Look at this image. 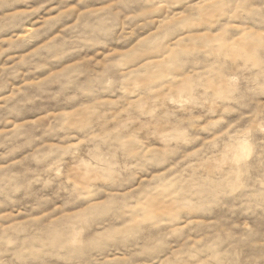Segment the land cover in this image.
<instances>
[{
    "label": "rangeland",
    "instance_id": "1",
    "mask_svg": "<svg viewBox=\"0 0 264 264\" xmlns=\"http://www.w3.org/2000/svg\"><path fill=\"white\" fill-rule=\"evenodd\" d=\"M0 264H264V0H0Z\"/></svg>",
    "mask_w": 264,
    "mask_h": 264
}]
</instances>
